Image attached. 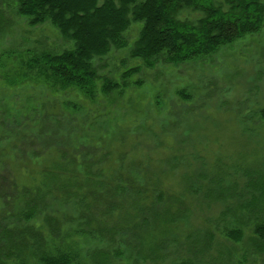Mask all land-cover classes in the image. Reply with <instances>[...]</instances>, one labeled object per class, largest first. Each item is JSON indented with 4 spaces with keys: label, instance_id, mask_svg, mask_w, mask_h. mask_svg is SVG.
Masks as SVG:
<instances>
[{
    "label": "rangeland",
    "instance_id": "rangeland-1",
    "mask_svg": "<svg viewBox=\"0 0 264 264\" xmlns=\"http://www.w3.org/2000/svg\"><path fill=\"white\" fill-rule=\"evenodd\" d=\"M2 1L15 21L0 34V155L15 163L9 170L32 182L37 176L32 173H41L58 158L57 144L63 142L69 157L93 161L103 173H133L140 182L153 176L160 180L158 192L149 189L145 196L144 218L151 216L150 221L134 231L145 241L143 247L131 236L109 240L133 218V208L125 205L105 214L100 232L107 238L79 234L70 226L75 231L69 238L48 242L44 250H71L77 264H97L92 256L107 264L188 259L196 264H264V241L255 236L253 220L264 210V175H255L264 173V27L211 56L177 65L160 61L147 68L130 57L142 28L133 24L125 33V49L94 60L101 79L95 98L89 99L77 88L61 90L29 75L28 53L58 54L73 43L50 23L31 27L15 11V0L8 1L9 7ZM201 16L185 10L179 18L196 22ZM134 67L140 72L123 92H102L104 78L123 88L122 75ZM45 124L49 138L37 139ZM214 180L222 182L221 188L231 187L233 197L218 200L222 192L214 191ZM250 182L256 190L246 188ZM153 200H162L156 210L149 207ZM244 206L248 208L242 210ZM31 225L38 228L42 222L38 218ZM233 230L242 231L241 241L227 237ZM31 261L41 264L38 256Z\"/></svg>",
    "mask_w": 264,
    "mask_h": 264
},
{
    "label": "trees",
    "instance_id": "trees-1",
    "mask_svg": "<svg viewBox=\"0 0 264 264\" xmlns=\"http://www.w3.org/2000/svg\"><path fill=\"white\" fill-rule=\"evenodd\" d=\"M8 1L2 2L9 7ZM15 1V11L20 17L28 19L31 27L50 23L65 40L73 43L71 49L58 54L28 53L25 67L29 75L61 90L77 88L89 99L95 98L101 79L94 60H102L112 50L125 49L128 44L125 33L133 24L141 23L142 28L130 57L142 61L147 68H153L160 61L177 65L211 56L222 47L259 33L264 27L262 0ZM185 10L202 16L196 22L181 20L179 16ZM14 23V19L0 5V34L10 31ZM139 72L140 67L125 71L122 75L123 88L104 78L102 92H123L128 80ZM261 115L264 119V110ZM45 126L39 130L37 139L49 138ZM10 145L3 147L2 153ZM57 146L58 158L43 166L41 173H32L37 176L30 183L23 181L22 173H12L9 166L15 163L9 162L4 154L0 155V264H32L31 260L37 259V256L41 264H77V255L71 250L56 249L54 254L44 250L48 242H63L75 229L79 234L107 238L106 233L100 232L106 226L105 217L108 215L105 214L115 209L121 211L125 205L133 208V218L128 220V227H117L116 233L108 239L114 242L117 236L120 239L131 236L143 247L145 241L137 239L134 231L145 229L151 219V216L144 218L147 213L145 196L149 189L158 192L159 178L146 177L140 182L139 178L133 177V173H103L102 169L94 168L96 163L93 161L84 163L69 157V147L63 142ZM33 151V156L38 158L40 154ZM246 174L251 178L264 175ZM212 182L216 184L215 180ZM221 184H216L214 189L222 192L218 200L233 197L234 190L231 187L221 188ZM246 188L254 191L257 185L250 182ZM161 201L153 200L149 207L156 210ZM104 205L110 207L101 211L103 209L99 208ZM245 208L248 207L244 206L242 210ZM95 210L98 217L94 214ZM257 213L260 217L253 219L254 233L264 241V210ZM38 218L42 225L36 228L31 223ZM70 226L75 229L69 230ZM242 236L241 230L227 233V237L236 242L241 241ZM101 253L103 257L108 256V253ZM92 259L97 264H107L98 263L94 256ZM105 259L108 261V258ZM178 264L196 263L188 259Z\"/></svg>",
    "mask_w": 264,
    "mask_h": 264
}]
</instances>
